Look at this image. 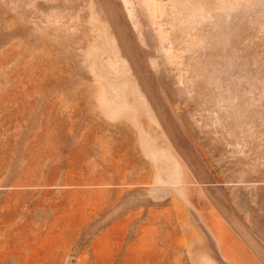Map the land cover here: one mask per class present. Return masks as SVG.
I'll return each instance as SVG.
<instances>
[{
    "label": "rangeland",
    "instance_id": "obj_1",
    "mask_svg": "<svg viewBox=\"0 0 264 264\" xmlns=\"http://www.w3.org/2000/svg\"><path fill=\"white\" fill-rule=\"evenodd\" d=\"M0 264H264V0H0Z\"/></svg>",
    "mask_w": 264,
    "mask_h": 264
}]
</instances>
